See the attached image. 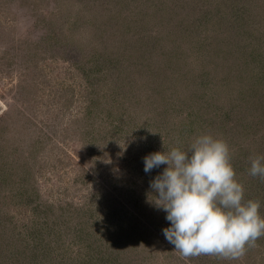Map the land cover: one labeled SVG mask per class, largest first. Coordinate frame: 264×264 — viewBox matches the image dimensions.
I'll return each instance as SVG.
<instances>
[{
	"label": "trees",
	"instance_id": "trees-1",
	"mask_svg": "<svg viewBox=\"0 0 264 264\" xmlns=\"http://www.w3.org/2000/svg\"><path fill=\"white\" fill-rule=\"evenodd\" d=\"M180 1L172 0L177 5ZM198 1L205 0H185L193 5ZM219 4L221 8L215 11L216 15L211 17L208 14L207 22L198 24L201 29L195 30L198 45L188 46L189 53L193 54L189 73L195 74V79L200 77V81L195 82V90L202 92L187 94V101L180 99L182 95L177 88L186 87L188 80L192 82L180 73V69L187 66L189 54L188 50L177 49L174 42L170 44L173 35L164 41L168 45L159 46V42L152 40L148 48H143L138 46L136 35L131 34V39L127 35L124 39H116L112 33L106 34L103 26L97 30L102 36L108 35L101 44L102 51L89 46L88 49L84 48L89 52L84 53L73 41L76 32L81 35L86 31L77 20L66 29L62 28L63 32L47 24V32L50 33L47 44L52 45L51 41L61 37L59 43L51 48L56 46L54 50H59L55 51L59 52L58 58L68 62L86 83L84 118L89 123L85 133L95 130L98 123L96 132L88 137L89 144L85 142V155L94 161L92 170L101 166L103 155L109 152L110 163L103 168L109 170L106 173L108 185L113 191L122 190L123 187L129 190L131 187L135 192L138 189V192L132 209L116 214L114 224H102L92 234L83 235L81 223L84 212L96 203V194L85 197L81 207H78L81 209V212L78 211L79 217L70 212L67 216L63 211L76 209V202L66 197L60 199V194L56 202L51 203V198L45 195L46 201H42L35 185L37 181L31 183L30 168L24 163L25 169L18 178L19 206L15 211L19 220L25 221H22L18 232H12L8 224L10 219L2 225L0 237L4 243L0 245V254L12 251L29 255L33 252L32 256L40 259L38 254L45 255V250L52 244H67L68 238L73 242L74 237L84 240L87 235L93 241L78 247L84 250L82 254H76L81 256L69 252L70 255L53 256L45 264H264V235L254 244L246 245L244 254L236 258L216 254L186 257L174 250V246L151 227L155 220L163 222V229L170 225L165 218L166 213L150 201L155 199L151 194L150 181L166 165L145 173L143 157L157 151H169L173 147L187 150L194 138L201 134H211L226 142L230 163L236 173L235 179L244 188V199L258 201L260 214L264 216V179L250 174L251 159L264 156V0H219ZM219 4L214 3L213 6ZM32 9L36 11V5ZM65 31L67 34H64ZM203 32L206 34L204 37ZM110 36L112 39L108 42ZM176 36L180 37L179 31ZM80 54L84 55V60ZM158 77L161 79L156 81ZM173 83L175 85L171 87ZM91 84L93 91L90 90ZM169 92L175 101L178 100L177 103L174 99L169 101ZM135 94L141 98L145 95L144 102L140 98L136 100ZM114 111L119 113L111 115ZM178 113L185 114L179 126L172 125L175 129L164 128L160 121L171 118V115L177 118ZM6 115L0 119V141L4 133L10 130ZM170 122L174 124L175 121L170 119ZM38 138L42 139V136ZM111 142L114 143L110 147ZM2 152L0 149V154ZM14 155L10 157L12 160H16ZM19 156L24 157L22 152ZM0 159L2 184L5 178L12 176L13 171L12 167L6 166L9 162L7 157ZM86 170L88 173L90 169L86 166ZM78 177L73 179L74 183H78ZM136 185L138 188H135ZM142 204L145 209L141 208ZM150 211H154L155 215H151ZM71 212L77 214V210ZM18 235L24 237L20 242ZM157 242L168 247L171 254L166 255L162 249L159 255ZM16 243H20L22 248H18ZM89 244L94 245V250L89 248ZM19 256L15 254V257ZM105 256L108 257L106 260L103 259ZM43 262L40 260V264Z\"/></svg>",
	"mask_w": 264,
	"mask_h": 264
},
{
	"label": "rangeland",
	"instance_id": "rangeland-1",
	"mask_svg": "<svg viewBox=\"0 0 264 264\" xmlns=\"http://www.w3.org/2000/svg\"><path fill=\"white\" fill-rule=\"evenodd\" d=\"M110 1L0 0V119L7 114L10 121V130L4 133L0 141V149L3 151L0 157L2 159L7 157L9 162L6 166L12 167L13 171L12 176L9 175V178L4 179L2 183L4 185L0 184V221L2 220L0 231L3 230L1 227L8 219H10L8 224L12 232H18L22 221H25L24 219L19 220V215L15 211L17 205L19 206L18 178L22 169H25L24 163L30 168L31 180L33 179L31 183L34 180L37 181L35 185L39 189L38 194L41 195L42 201H46L45 195L51 198V203L56 202L61 195L60 199L66 197L76 202V209L63 211V214L67 216L70 212L71 215L79 217L78 211L81 212V209L78 207H81L85 197L96 194V203L90 205V209L84 212V219L81 223L83 235L92 234L93 230L102 224H114L116 214L132 209L138 192V189L135 192L131 187L129 190H127L128 187H123L122 190L113 191L108 185L106 173L109 170L103 168L110 163L109 152L103 155L101 166L92 170L94 161L85 155L84 151L89 144L88 137L94 134L92 132H96L98 123L95 130L85 133L89 123V120L84 118L83 98L87 95L86 83L68 62L58 58L59 52L55 53V51L59 50H54L57 47L51 48L52 45L59 43L58 39L61 37L58 36L56 40L51 41L52 45L47 44L46 40L50 34L49 31L47 32V24L52 29L63 32V29H66L71 22L77 20L86 31L81 35L76 32L73 35V41L78 43L84 53L89 52L85 50L89 46L102 51L101 44L106 41L105 36L110 33L114 38L117 37L116 39H124L126 35L130 38V35L134 34L135 39L139 41L138 46H143V48H148L147 45L152 40L159 42V46L168 45L164 41H168L167 38L173 35L170 44L174 42L173 44L178 46L177 49L180 47L188 50V46L191 48V46L198 45L195 34V30H201L198 24H205L207 17L216 15L215 11L221 8L219 0L198 1L196 5L185 2V0L180 1L179 5L173 3L172 0ZM214 3H218L219 6L214 7ZM35 5L36 11L32 9ZM103 26L108 35L102 36L97 31ZM177 31L180 33L178 38H176ZM64 34H67V31ZM204 35H206L205 32L202 37ZM111 39L110 36L108 42ZM159 50L161 51L162 48ZM98 53L97 51V55ZM188 54L187 66L180 69V73L192 82L188 80L186 87L177 88L179 94L182 95L180 96L182 101H187L185 100L188 98L187 94L195 95L201 91L195 90L200 77L195 79V74L189 73V66L192 63L190 58L192 59L193 54L191 55L189 50ZM159 55L157 54V58ZM83 56L80 54V58L84 60ZM180 56L183 57V55ZM159 79L161 77H158L156 81ZM174 85L173 83L171 87ZM90 90L93 91L92 84ZM135 97L136 100L140 98L144 102L145 95L141 98L135 94ZM167 97L169 101L174 99L170 92ZM111 113V115H116L119 111ZM184 116V113H178L177 118L171 115V118H164L160 122L164 128L175 129L172 125L179 126V121ZM78 117L80 119H77ZM95 119L98 118L95 117ZM170 119L175 121L174 124L173 122L171 124ZM39 136H42V139H39ZM108 143L107 141L106 145ZM113 143H110V147ZM20 152L24 157L19 156ZM13 155L16 160L10 158ZM85 165L90 169L88 173ZM77 176H79L78 183H74L73 179ZM9 180H12V183H9ZM135 188H138L137 185ZM141 208L146 207L142 204ZM75 210L77 214L71 212ZM11 213L14 215L12 216ZM150 213L155 215L154 211ZM67 220L66 218L65 221ZM162 224L163 222L155 220L151 225L159 236H164ZM22 235L24 236L23 233ZM22 235H18L19 242L24 239ZM73 239L74 241L71 242L68 238L67 244L55 242L57 245L52 244L48 250H45V255L38 254L40 259L32 256L33 252L29 255L12 251L1 252L0 264H40V260L45 264L51 257L56 255L62 257V254L70 255L69 252L75 256H81L76 254L78 252L82 254L84 250L78 247L85 245L87 241H93L92 238H87V235L84 240H78V237ZM159 242H157L159 255L163 252L162 249L166 255L171 254L168 252V247ZM3 243L0 237V245ZM15 245L22 248L20 243ZM89 248L94 250V245L89 244ZM16 253L20 256L15 257ZM107 258L105 256L103 259Z\"/></svg>",
	"mask_w": 264,
	"mask_h": 264
},
{
	"label": "clouds",
	"instance_id": "clouds-1",
	"mask_svg": "<svg viewBox=\"0 0 264 264\" xmlns=\"http://www.w3.org/2000/svg\"><path fill=\"white\" fill-rule=\"evenodd\" d=\"M145 173L166 165L150 181V200L166 213L165 239L183 256L216 254L236 258L264 235L260 203L244 199L225 141L211 134L194 138L187 150L173 147L143 157ZM264 179V156L250 162Z\"/></svg>",
	"mask_w": 264,
	"mask_h": 264
}]
</instances>
